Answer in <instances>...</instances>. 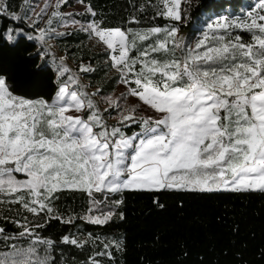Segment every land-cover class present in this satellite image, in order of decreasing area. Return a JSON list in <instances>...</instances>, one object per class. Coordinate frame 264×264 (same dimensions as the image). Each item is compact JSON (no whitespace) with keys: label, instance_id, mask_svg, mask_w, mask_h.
<instances>
[{"label":"snow or ice","instance_id":"6c2138e0","mask_svg":"<svg viewBox=\"0 0 264 264\" xmlns=\"http://www.w3.org/2000/svg\"><path fill=\"white\" fill-rule=\"evenodd\" d=\"M68 2L57 0V9ZM161 2L165 10L158 15L176 25L142 33L104 29L96 21L80 27L106 46L125 87L118 97H102L108 104L103 112L113 109L118 115L115 125H108L93 99L101 89L84 91L79 77L62 62L57 71L59 76L68 74L67 79L51 102L14 95L0 76V197H11L10 203L19 204L22 212L33 217L43 215L70 224L71 217L56 214L55 201L64 190L86 192L97 210L102 201L94 193L107 198L125 189L264 192V0L255 6L259 11L235 21L210 2L204 4L200 11L207 19L196 29L201 37L194 45L178 39L179 24L188 22L182 7L188 0ZM5 5L6 0H0V15H9ZM24 5L34 12L29 0ZM47 7L46 0L45 8L35 13L37 19ZM74 15L83 13L52 12V17L62 20ZM10 18L21 16L12 13ZM233 28L250 33V42L232 36ZM13 32L20 34L22 29L9 28L5 38L12 41ZM40 32L39 37L28 39L43 41L48 33ZM149 37L156 42L143 50L137 47V40ZM79 71L93 69L81 66ZM129 97L137 103L128 104ZM140 104L158 117H137ZM132 123L142 124L143 129L129 137L121 128ZM85 218L100 225L112 218V212ZM12 223L22 230L6 235L0 227L6 249L0 251V264H52L49 250L54 241L36 231L44 225L33 224L23 215ZM61 242L81 246L69 235ZM40 245L47 246L43 256Z\"/></svg>","mask_w":264,"mask_h":264},{"label":"trees","instance_id":"16d2710c","mask_svg":"<svg viewBox=\"0 0 264 264\" xmlns=\"http://www.w3.org/2000/svg\"><path fill=\"white\" fill-rule=\"evenodd\" d=\"M44 1L29 0V3L35 10ZM76 2L79 0H69L67 5L62 4L54 11L83 15L62 20L52 17L51 13V26L58 30L52 32L51 37L57 51L74 65L86 86L93 93L101 89L95 98L103 112L108 104L102 97H118L124 91L119 88L118 73L112 67L108 52L93 45L88 33L80 30L81 25L96 21L104 29L121 28L142 33L153 27H172L177 22L158 15L164 11L161 0H83L87 8L91 7V12L66 11ZM209 2L219 13L229 10L233 15L250 0H188L187 4H182L187 10L188 22L179 24V29L198 32L201 16L205 15L200 9ZM5 7L9 15H0V76L6 78L13 94L49 101L67 79V74L59 76L47 54L34 40L28 39L38 24L27 22L33 11L24 5V0H6ZM12 13L20 15L21 19H11ZM73 19L79 23H73ZM64 26L66 29L60 30ZM9 28L22 29V32H13L14 39L9 41L4 35ZM236 33L247 37L244 31ZM159 35L161 38L162 34ZM155 40L149 37L136 44L143 50ZM176 55L179 56L177 52ZM81 66L91 67L93 71L80 72ZM127 103L137 101L128 98ZM136 116L143 117L140 106ZM103 117L115 125L118 115L109 109L103 112ZM142 129L143 125L137 123L121 128L125 135ZM94 197L102 201L98 210L84 191L58 193L56 214L64 219L71 217L70 224L58 219L48 220L43 215L33 217L22 212L19 204L0 203V227L5 229L6 235L21 231L12 221L21 220L22 215L33 224L44 225L36 231L41 238L54 241V247L49 250L52 264H92L96 259L100 264H264V192L125 189L108 194L107 198L101 193H94ZM116 201L121 203L117 205ZM90 207L93 208L91 213ZM109 211L112 218L104 224H93L85 218ZM65 235L75 237L81 246L62 243ZM106 243L110 256H98ZM1 249H5L2 241Z\"/></svg>","mask_w":264,"mask_h":264},{"label":"rangeland","instance_id":"374dc122","mask_svg":"<svg viewBox=\"0 0 264 264\" xmlns=\"http://www.w3.org/2000/svg\"><path fill=\"white\" fill-rule=\"evenodd\" d=\"M259 2H260V0H250L249 4H247L246 6L239 7V12L235 13L233 15L229 14V12H228L229 10H227V11H225L223 13H220V14L223 15L224 17H228L229 19L234 20V21L235 20H243V19H245L248 16V13L250 11H259L258 9L255 8V6ZM45 3L46 2L44 1L43 4L37 5L35 7V10H34L32 16H31V18L27 19V22L29 24H35V23L38 24L37 27H35L34 32L29 33L28 36L39 37L41 35L40 30L41 29L45 30L48 33V35L45 36L44 40L43 41L34 40V41L47 54L48 59L50 61V64L55 69V72L58 73L57 67L62 62L68 69L71 70V74H75V75H77L79 77V83H80L81 86H83V90L88 92V93H93L92 90L89 87L86 86V84L83 81L82 77L75 71L74 65L66 58V56L64 54H62L59 51H57L56 46L54 44V40L51 37V34L53 32L52 30H54V32L58 31L57 29H55V28H53L51 26L52 23L51 24L48 23V20L50 18L51 13L54 11V9H57V7H56L57 0H47L48 7L46 8V10L42 14V16L39 19H37L35 13H40L41 11H39V10L45 8ZM162 8L165 10L163 4H162ZM83 10L88 11V8H87V6L85 4L80 3V2H76L73 7H70V8L66 9V11H83ZM205 19H207L206 15L201 16V19H200L201 23L198 24L199 28L203 27L202 21L205 20ZM88 24L89 23H85V24H83V26L86 27ZM77 26L78 25H76V27ZM66 27L67 26H64L60 30H65ZM236 31H243V30H241L239 28H233L231 30V35L232 36L239 35V34L236 33ZM244 32H246V31H244ZM246 33H247V37L246 38H243L242 36L241 37H242L244 42H250L251 34L248 33V32H246ZM88 35H89V39L93 43V45H95L98 48L104 49V50H106L108 52L109 59H110L111 53L106 49V46L102 42H99L98 39L94 35H90L89 33H88ZM161 36H162L161 39H163V34ZM200 37H201V32H199V31L198 32H192L190 30H181V29H179L178 39L182 38L183 42L188 44V45H194L200 39ZM137 41H141V40H137ZM155 42H156V40H155ZM177 53L179 54V56L181 55L179 50H177ZM60 86L61 85H59V87ZM59 87H58V89H59ZM119 88L121 90L125 91V87L121 83L119 84ZM58 89H57V91H58ZM57 91H56V93H57ZM56 93L49 100V102L52 101V99L55 97ZM14 95H16V94H14ZM16 96L21 97L19 95H16ZM22 98H24V97H22ZM24 99H27V98H24ZM93 99L96 100L95 96L93 97ZM129 99L130 100H135L132 97H129ZM27 100L35 101V100H40V99H27ZM139 106L143 110V117H146V116H153L154 118L158 117V114L155 113L154 111H152L151 109L147 108V106H145L143 104H140ZM99 108L102 110V107L100 105H99ZM69 114H71V115H79L80 113L70 112ZM104 120L108 123V125H111V120H108L106 118H104ZM141 131L133 132L132 134L126 135V136L130 137V136H133L136 133H140ZM18 178L19 179H24L23 175H18ZM10 199H11V197H9L7 199H4L3 197H0V200H3V202H0V203H2V204L8 203L10 201ZM23 243L25 244V246H27L26 242H23ZM106 245H107V247H105ZM102 246L104 248V251L100 250L97 253L98 256H110V250L108 249L109 244L106 243V244H103ZM3 250H6V249H1L0 251H3ZM38 250L40 252V255L43 256L45 254V251H44L45 247L43 248V247L39 246ZM93 261H95L96 264H100L101 263V261L99 259H96V260H93Z\"/></svg>","mask_w":264,"mask_h":264}]
</instances>
